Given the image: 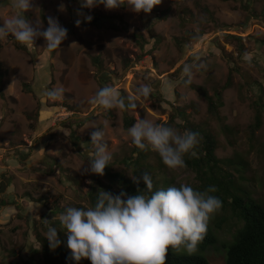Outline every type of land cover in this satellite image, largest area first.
Returning a JSON list of instances; mask_svg holds the SVG:
<instances>
[{
    "label": "rangeland",
    "instance_id": "obj_1",
    "mask_svg": "<svg viewBox=\"0 0 264 264\" xmlns=\"http://www.w3.org/2000/svg\"><path fill=\"white\" fill-rule=\"evenodd\" d=\"M0 84V264H45L38 235L65 245L78 230L116 262L125 242L99 225L95 185L116 193L106 195L152 245L197 253L205 229L217 238L205 256L226 264L243 223L186 164L182 111L214 136L218 158L234 161L224 165L234 185L264 205V0H0ZM193 86L216 99L219 118ZM60 107L73 115L55 121ZM137 139L150 147L149 189L178 190L168 210L184 224L121 201L122 188L100 172L111 165L135 179L123 161Z\"/></svg>",
    "mask_w": 264,
    "mask_h": 264
},
{
    "label": "trees",
    "instance_id": "obj_2",
    "mask_svg": "<svg viewBox=\"0 0 264 264\" xmlns=\"http://www.w3.org/2000/svg\"><path fill=\"white\" fill-rule=\"evenodd\" d=\"M167 13L168 10L163 11L162 17H165ZM48 36L52 48L56 49L59 39L50 31ZM231 38L242 40L241 37L232 36ZM197 39L196 36L195 40ZM241 49H243L242 46ZM24 87L28 88V85ZM193 88L207 99L209 111L219 118L216 99L214 100L213 96L201 86H193ZM105 90L106 88L102 86L100 93L102 94ZM0 95L4 97L1 84ZM216 95L220 100L221 92L218 91ZM258 104L264 105L262 100ZM181 113L183 120L178 126L183 135L182 153L186 164L197 172L203 180L205 190L217 199L218 204L223 208L229 207L243 223L234 239L226 244V264H264V205L256 200L247 189L234 185L231 173L227 172L224 166H231L234 161L231 159L224 161L217 157L218 143L214 136L189 122L184 117V111ZM134 122L133 118L126 119L125 127L130 128ZM261 126L262 120L258 114L251 127L252 133L254 134ZM149 151L150 147L144 141L137 139L131 155L124 159V164L132 168L135 179L128 176L125 171L114 172L111 165L101 167L99 161H94V163L101 167L100 172L104 176L110 177L122 188V195L118 196L121 201L129 200L144 209L149 207L165 220L184 224L179 212L168 210L180 198L179 191H164V197H160L149 189L145 181L148 179L147 173L151 166L148 161ZM109 188V186L95 185L89 193V204L92 211L99 216L101 228L125 242L123 255L113 262L103 248L96 244L93 232L84 233L78 230V235L73 239H67L65 245L49 241L41 234L38 235V239L42 246L40 250L45 264H124L125 257L134 259L136 264H211L204 252L210 245L217 242L214 234L205 229L197 230L199 239L197 253L177 254L152 245L149 232L144 230L140 224L130 220L128 214L121 210L120 205L108 198L107 193L116 195ZM3 205H5L4 201L1 202L0 207ZM54 215L56 213L52 214ZM47 222V227L51 226L52 222ZM25 264L38 263L31 258Z\"/></svg>",
    "mask_w": 264,
    "mask_h": 264
},
{
    "label": "built area",
    "instance_id": "obj_3",
    "mask_svg": "<svg viewBox=\"0 0 264 264\" xmlns=\"http://www.w3.org/2000/svg\"><path fill=\"white\" fill-rule=\"evenodd\" d=\"M73 115V112L69 111L66 107H60L56 113L55 121L65 120Z\"/></svg>",
    "mask_w": 264,
    "mask_h": 264
},
{
    "label": "water",
    "instance_id": "obj_4",
    "mask_svg": "<svg viewBox=\"0 0 264 264\" xmlns=\"http://www.w3.org/2000/svg\"><path fill=\"white\" fill-rule=\"evenodd\" d=\"M99 20V18L96 19V22Z\"/></svg>",
    "mask_w": 264,
    "mask_h": 264
}]
</instances>
